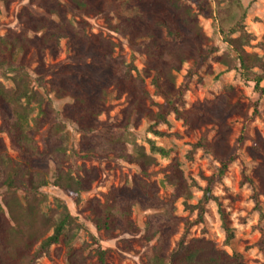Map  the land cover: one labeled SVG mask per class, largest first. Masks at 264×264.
Returning <instances> with one entry per match:
<instances>
[{"label":"trees","instance_id":"obj_1","mask_svg":"<svg viewBox=\"0 0 264 264\" xmlns=\"http://www.w3.org/2000/svg\"><path fill=\"white\" fill-rule=\"evenodd\" d=\"M16 1L23 0H0V14L2 5L8 9ZM190 1L194 6L185 4V0H29L30 5L21 9L19 17L30 34L9 31L0 35V78L11 83L0 80V132H6L10 148L17 152L12 157L0 135V264H35L62 238L67 246L66 263L87 264L84 250L73 249L74 230L82 225L76 223L64 203L46 208L48 196L42 189L52 184L80 204L81 193L91 190L99 173L96 167L78 165L77 161L109 155L137 164L141 172L134 176L132 186L112 188L103 201L94 198L88 202L90 219L98 231H104L107 237H114L117 229L136 231L131 220L135 205L162 210L148 218L145 237L150 241L159 236V241L144 264H244L239 253L229 254L203 238L180 242L169 251V240L178 224L172 203L180 196L190 199V185L180 163H171L166 178L174 193L164 202L156 183L149 180V169L157 162L154 154L167 156L169 150L150 141L148 153L130 132V126L142 119L159 124L167 122L172 113L194 128L217 125L213 139L204 134L197 143L220 163L217 174L209 179L204 203L214 198L215 182L227 173L238 155L237 146L228 140L227 119L234 114L247 115L245 105L232 100V88L216 99L185 108L192 78L205 67L211 71L207 61L213 48L206 47L208 37L197 16L214 19L223 40L235 53L234 57L221 56V62L228 70H240L242 77L255 82L257 90H262L264 59L245 49L252 35L245 27L247 10L241 0ZM34 5L40 11L32 9ZM107 8L117 11L116 21L108 19V29L146 55L143 70H138L134 56L129 62L115 56L116 48L122 47L111 34L91 31L87 18ZM121 8L127 13L122 14ZM62 39H66L71 62L47 63L46 55L55 56ZM190 60L192 66L177 84L175 73ZM148 77H152L163 102L150 97L145 81ZM110 88L128 101L117 129L100 120L107 110ZM52 94L57 98L69 96L72 102L60 112ZM258 104H253L254 114L258 113ZM67 122L78 126V148L70 143ZM248 139L252 140L250 155L259 164V193L264 194V138L259 132L253 136L243 133L239 146ZM203 212L202 206L199 221ZM221 214L227 240H231L233 229L225 213ZM259 245L264 253V238ZM97 255L98 263L106 264V250L99 249Z\"/></svg>","mask_w":264,"mask_h":264},{"label":"rangeland","instance_id":"obj_2","mask_svg":"<svg viewBox=\"0 0 264 264\" xmlns=\"http://www.w3.org/2000/svg\"><path fill=\"white\" fill-rule=\"evenodd\" d=\"M246 8L245 17L246 30L252 35L250 44L245 47L248 52L257 53L264 59V0H241ZM185 4H191L190 0H185ZM29 0L13 2L7 9L2 5L0 14V35L9 31L28 32L23 20L19 17V12L24 6H28ZM194 6V5H193ZM35 11H40L36 5L31 6ZM122 14L127 13L124 8L120 9ZM119 11V12H120ZM117 11L107 8L98 16L87 18L91 31L112 35V39L121 44L117 47L115 56H122L127 62L135 57V65L138 70H143L146 55L131 46L128 41L116 33L111 32L107 27L108 19L117 20ZM79 18V16H76ZM200 25L208 37L206 47L213 48L207 63L209 68H203L195 75L190 83L189 90L185 95V108H190L198 102L213 100L222 94L233 89L234 102L245 105V113L234 114L227 119L228 140L231 145L237 146L238 155L231 163L227 173L213 187L214 198L208 202H203V196L210 177L218 172L220 166L216 157L197 147V143L206 134L209 139L218 132V126L207 124L194 128L186 124L182 119L170 114L167 122L154 124L153 121L142 119L137 125L130 126V132L136 141L151 153V142L169 150L167 156L154 154L157 159L149 171L150 181L156 183L159 188V196L164 202L172 199L174 187L167 180L169 175L168 165L177 161L184 173V177L190 185L192 197L186 199L178 197L172 203V213L178 219L177 231L169 240V251L175 250L180 242L188 243L192 239L203 238L213 241L217 248L227 251L229 254L239 253L243 256L244 264H264V253L259 245L264 238V194L259 193V164L249 152L252 140L248 139L239 146L238 140L243 133L253 136L259 132L264 138V81L260 83L262 90L256 89L254 81H249L242 77L240 70L231 69L223 64L221 56L235 53L231 51L228 44L219 33L218 26L213 18L205 17L201 14L197 16ZM30 34V32H28ZM239 33L234 34L237 36ZM47 63L67 64L71 62L68 56L66 39H62L59 52L53 56L46 55ZM193 60L187 61L180 72L176 74L177 84L183 80V75L192 66ZM256 71L262 72L260 68ZM6 85L11 83L0 78ZM146 86L150 97L156 102H163L157 94L152 77L146 78ZM54 106L58 111H62L67 103L72 102V98L67 96L57 98L51 95ZM258 101V113L254 114V102ZM128 106L125 96L117 97V92L111 88L107 100V110L100 115V120L105 125L117 129L122 119V110ZM157 110L156 106H152ZM253 117V118H250ZM252 119V120H250ZM1 125V119H0ZM70 143L78 148L81 138L76 123L67 122ZM8 150L12 157L17 156V152L10 148V142L6 132L1 131ZM39 136H36L38 138ZM85 163L88 167H96L99 173L98 179L93 183L91 190L81 193V203L77 204L74 199L64 190L52 184L44 187L42 192L48 196L46 208L56 207L58 203L66 204L72 215L76 218V223L82 228L75 229L76 238L73 241V249H83L87 257V264H99L97 252L99 249L106 250V264H144L153 253L154 246L159 241V236L153 240L145 237L146 225L150 215L162 210L142 209L139 205L132 208L131 220L136 226V231L117 229L114 237H107L104 231H98L91 221L88 210V202L94 198L104 200V194L116 187L132 186L133 178L141 172L137 164L130 163L125 159L112 155L100 156L96 159L83 161L78 160L77 164ZM53 165V164H52ZM251 179V180H250ZM204 207L202 220L199 217L201 207ZM221 211L225 213L228 224L233 229V238L227 240V233L223 225ZM67 246L62 238L58 244H53L48 251L43 253L35 264H67L65 253Z\"/></svg>","mask_w":264,"mask_h":264}]
</instances>
